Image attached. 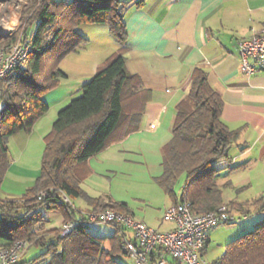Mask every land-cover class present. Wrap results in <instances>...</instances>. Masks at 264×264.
<instances>
[{"label": "trees", "instance_id": "16d2710c", "mask_svg": "<svg viewBox=\"0 0 264 264\" xmlns=\"http://www.w3.org/2000/svg\"><path fill=\"white\" fill-rule=\"evenodd\" d=\"M33 1L37 4L34 22L21 35L0 39V43H9L20 38L32 45L25 65L12 69L1 80L0 183L8 164V138L21 129L31 130L48 110L43 93L54 89L59 78L66 76L58 67L59 61L85 40L77 26L85 22L105 23L120 47L83 83L80 94L58 110L46 135L42 169L35 186L20 198L0 197V249L19 240L44 247L33 260L12 264H38L42 260L45 264H123L117 258L118 254L129 255L123 249V237L118 232L108 237L92 234L85 215L74 209L70 200L84 196L80 165L106 149L123 126L127 132L136 129L149 98L140 76L132 74L126 65L129 44L125 12L133 0ZM223 105L224 100L210 84L207 72L195 67L188 92L176 106L173 136L162 149L163 172L158 182L175 196V186L183 177L180 200L190 201L195 212H207L225 203L229 222L231 208L240 203L224 200L217 181L221 169L218 163L232 160L230 151L241 129L229 127L222 119ZM241 165L228 163L227 170ZM42 191L47 194L39 199ZM89 201L97 205L95 210L112 208L130 213L125 202L101 204L92 198ZM255 201L257 208L264 210V196ZM42 208H67L65 220L76 219L78 224L64 236L60 234L61 227L46 230L39 225L45 219ZM209 242L210 239L201 250L203 256ZM211 262L264 264V222L228 242L224 253ZM173 264L179 263L174 260Z\"/></svg>", "mask_w": 264, "mask_h": 264}, {"label": "crops", "instance_id": "0c3cea01", "mask_svg": "<svg viewBox=\"0 0 264 264\" xmlns=\"http://www.w3.org/2000/svg\"><path fill=\"white\" fill-rule=\"evenodd\" d=\"M136 1L133 0L125 12L129 44L126 65L132 74L140 76L149 98L136 129L127 132L123 126L106 149L80 165V186L84 196L74 199L83 200V204L76 205L70 200L76 210H95L97 205L89 201V198L98 199L101 204L119 201L125 202L130 209L129 214L136 218L126 198L113 192L110 194L107 192L109 188L104 184H101V188L98 184L107 183V179L112 177L150 186L158 184L165 191L158 182L163 172L162 149L173 136L176 106L186 96L192 72L197 66L207 72L210 84L220 92L224 100L222 119L229 127L241 129L234 143L235 148L230 151L232 160L228 162V159H223L218 166L226 167L224 169L230 175L237 168L228 171V163H241L246 169L254 165L264 166V69L258 68L252 73L244 71L238 45L239 39L251 37L264 28V0H143L140 4ZM96 24L101 25L88 26L106 32L109 30L105 23ZM103 51L92 55L85 62L84 73H88L86 77H92L114 52L111 49L110 53L109 49ZM73 54L78 56L82 53L71 52L67 56ZM82 79L77 84L80 86L79 91L83 85ZM73 93L70 91L63 95L56 106L68 103L75 96ZM43 115L31 130L21 129L8 138V164L0 183V197L20 198L35 186L42 169L46 135L52 129L47 121L41 124ZM43 143L38 154L41 161L36 165L33 163L37 157L34 151L39 147L41 149ZM14 145L18 147L16 153L13 151ZM260 171L264 174V167ZM181 192L182 186L179 193L175 189V196L165 193L172 199L164 201L160 225L165 227L155 228L165 231L174 226V221L165 217V210L169 204L181 201ZM48 210H59L62 213L60 226L68 216L67 208L64 211ZM139 220L149 225L144 217ZM42 226L45 228V224ZM89 230L101 237L112 236L117 232L121 238L124 235L116 225L106 230L105 234L93 232L91 228ZM125 233L129 236L132 234L130 230H125ZM23 255L19 260H25ZM173 263L174 260L169 257L168 264Z\"/></svg>", "mask_w": 264, "mask_h": 264}, {"label": "rangeland", "instance_id": "374dc122", "mask_svg": "<svg viewBox=\"0 0 264 264\" xmlns=\"http://www.w3.org/2000/svg\"><path fill=\"white\" fill-rule=\"evenodd\" d=\"M36 7L37 4H34L33 0H0V34L4 35L3 38L7 39V37L15 34L21 35L26 29V26L34 22V12ZM91 24L101 25L85 22L79 24L76 28L85 37V40L79 45L78 49L73 51L74 53L81 52V56L78 55L80 56L78 57L75 54L67 56V54L59 61L58 67L66 74V76H61L59 78L57 86L54 89L43 93V99L48 104L49 108L44 113L41 124L47 121L49 126H52L57 117L58 110L67 104L65 103L61 107L56 106V102L61 100L63 95L70 91L75 92L73 93L75 96L80 94L81 91L78 90L80 86L77 84L81 78H83L82 84L91 78V76L86 77V74L88 73H84L86 71L84 65L85 62L90 60L92 55H97L99 51L104 52L103 49H109V53L110 49L111 52H116V49L119 47L120 43L110 30H107L106 32L102 29L91 28L88 26ZM114 52L109 56H112ZM48 63L51 64V61ZM15 73L19 72L17 71ZM82 74L85 77H83ZM4 86L6 87L7 85L4 84ZM43 146L44 143L41 145V149L39 147L34 151V155H37V157L35 158V162L33 160V163L36 165L40 164L41 158L38 154ZM234 148L235 146L233 145L232 150ZM13 151L15 153L18 152V147L16 145H14ZM263 167V165H254L251 169H246V167L244 168V166L241 165L237 167L236 172L232 175L227 174V171H225L226 169H220L217 181L223 189L224 200L226 202L235 200L240 204L231 208V221H222L211 229V239L209 246L205 251V256L210 261L220 257L224 253L227 243L232 239L254 229L257 225L264 222V210L258 209L255 201L257 198L264 196V174L260 171ZM183 180V177L180 178L176 184L175 189L177 193H179ZM106 182L107 183L103 182L98 184L101 188L103 184L109 188L110 191H107L108 193L112 194L111 192H113L126 198L135 212L136 219L144 217V220H146L150 226L162 227L160 224L164 213V201H172V199L168 194H165V191H162L161 188H159L158 184L150 186L146 183L134 180H121L113 177L108 178ZM100 187L97 188L100 189ZM162 196L164 197L163 199L160 198ZM72 201L76 205L83 204V200L80 199H72ZM42 212L46 221L40 222L39 225L45 224L44 229L47 230L60 226L59 221L62 213L59 210L50 211L42 208ZM112 227H114V225L111 223L92 222L90 223L89 228H91L93 232L105 234L106 230H109ZM164 227L165 226L162 228ZM169 227H171V225ZM43 250L44 247L31 244L27 247L23 259L33 260V258ZM117 258L123 264H136L133 257L126 254H118ZM45 263L46 261L42 260L38 264Z\"/></svg>", "mask_w": 264, "mask_h": 264}, {"label": "built area", "instance_id": "2783aa9c", "mask_svg": "<svg viewBox=\"0 0 264 264\" xmlns=\"http://www.w3.org/2000/svg\"><path fill=\"white\" fill-rule=\"evenodd\" d=\"M242 55V68L252 73L264 69V28L248 38L238 40ZM32 45L20 38L13 42L0 43V97L1 80L12 69L23 67ZM47 193L42 191L39 199ZM227 205L221 204L207 212H195L191 202L181 200L168 206L165 217L174 221L169 230H159L112 208L82 211L87 222H107L116 225L124 232L123 249L136 264H168V258L179 264H212L201 254L202 248L210 239V231L220 222L228 220ZM78 224L76 219L65 220L60 229L62 236L70 233ZM125 230H130L127 235ZM26 240H19L10 247L0 249V264H12L19 260L28 247Z\"/></svg>", "mask_w": 264, "mask_h": 264}, {"label": "water", "instance_id": "95a60500", "mask_svg": "<svg viewBox=\"0 0 264 264\" xmlns=\"http://www.w3.org/2000/svg\"><path fill=\"white\" fill-rule=\"evenodd\" d=\"M2 37H4V35L0 34V39H1Z\"/></svg>", "mask_w": 264, "mask_h": 264}]
</instances>
